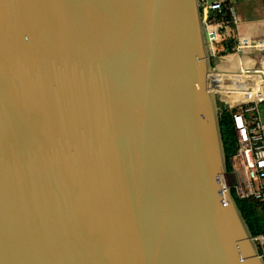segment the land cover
Returning <instances> with one entry per match:
<instances>
[{"label":"water","instance_id":"95a60500","mask_svg":"<svg viewBox=\"0 0 264 264\" xmlns=\"http://www.w3.org/2000/svg\"><path fill=\"white\" fill-rule=\"evenodd\" d=\"M213 69L197 0H0V264H264Z\"/></svg>","mask_w":264,"mask_h":264},{"label":"built area","instance_id":"2783aa9c","mask_svg":"<svg viewBox=\"0 0 264 264\" xmlns=\"http://www.w3.org/2000/svg\"><path fill=\"white\" fill-rule=\"evenodd\" d=\"M201 9V23L206 46L211 61L220 56L217 51V41L220 38L219 23L210 20L213 12H219L231 0H197ZM233 22L238 21L234 4L229 7ZM256 50L264 53V38L251 40L246 36L238 37L235 52L253 53ZM264 55V54H263ZM239 74L249 78L244 86L247 95L241 96V102L231 108V120L236 136V151L230 159L231 173L237 176L232 186L239 198H251L264 202V121L261 106L264 105V63L254 69H241ZM244 79V78H243ZM243 87V88H244ZM211 81L208 89L213 91ZM215 89V88H214ZM227 108L231 106L226 101ZM258 253L264 258V232L253 237Z\"/></svg>","mask_w":264,"mask_h":264},{"label":"trees","instance_id":"16d2710c","mask_svg":"<svg viewBox=\"0 0 264 264\" xmlns=\"http://www.w3.org/2000/svg\"><path fill=\"white\" fill-rule=\"evenodd\" d=\"M264 5V0H261ZM232 6V3L227 2L226 5L219 12H213L210 16L211 21H215L219 23V34L220 38L217 41V53L219 56L232 53L235 50V47L238 42V36L236 35V24L233 22L229 7ZM236 58V55L229 54L227 57L221 59L218 63L220 66L225 67L227 69L231 68L229 62H233ZM226 61H228L226 63ZM212 67H214L213 61H211ZM231 76L220 75L221 81L223 83H233L234 86L231 87L229 91L222 90L221 93L224 94V100H227L230 105L234 104V102L239 101L242 95H247L248 91L241 86V83L245 77L237 76L233 78H229ZM244 78V79H243ZM239 82V83H238ZM221 94V95H222ZM227 98V99H226ZM218 107L220 109L219 114V125L220 132L222 137L224 156L226 160V171L228 173L231 172L230 159L236 151V136L235 130L231 120V112L225 104L220 103L219 101ZM237 207L241 211L243 218L246 221V224L249 228V231L253 237L259 235L264 232V202H260L251 198H239L236 196L234 188L231 187L230 190Z\"/></svg>","mask_w":264,"mask_h":264},{"label":"crops","instance_id":"0c3cea01","mask_svg":"<svg viewBox=\"0 0 264 264\" xmlns=\"http://www.w3.org/2000/svg\"><path fill=\"white\" fill-rule=\"evenodd\" d=\"M236 1V4H235ZM234 4L238 21L236 23V35L238 37L246 36L251 40L264 38V5L261 0H231ZM229 54L236 55L233 62H229L231 68L227 69L219 65V61ZM264 53L253 50V53L235 52L221 55L214 64L215 72L229 73L233 77H239L241 69H254L264 63ZM228 61H226L227 63ZM231 85L222 82V90L230 89ZM220 95V94H219ZM264 109V105L261 106Z\"/></svg>","mask_w":264,"mask_h":264},{"label":"rangeland","instance_id":"374dc122","mask_svg":"<svg viewBox=\"0 0 264 264\" xmlns=\"http://www.w3.org/2000/svg\"><path fill=\"white\" fill-rule=\"evenodd\" d=\"M235 4H236V1H235ZM237 13V12H236ZM217 62V59H215L214 60V64ZM214 68V67H213ZM213 71V73L215 72L214 71V69L212 70ZM224 74V76H231V77H233V75H230V74H228V73H223ZM223 74H221V75H223ZM248 79V78H247ZM247 79L245 80H243L242 82H240L241 83V86H245L246 84H247ZM226 84H229V85H231V87H233L234 86V84L233 83H226ZM231 87H230V89H231ZM230 89H226L225 91H229ZM219 93V92H218ZM220 95H218L217 96V102L219 101L220 103H223V104H225L226 105V101L227 100H224L225 98H224V94H222L221 92L219 93ZM222 94V95H221ZM227 99V98H226ZM240 102H241V99H239V101H237L236 100V102H234V104H232L231 106H228V109L229 110H231V108H233L235 105L237 106L238 104H240ZM263 108H261V110H262ZM263 121H264V118H263ZM222 178H223V182L225 183V185L227 186V188L229 189V190H231V187L236 183V181H237V176H235L233 173H227V174H225V175H223V176H221Z\"/></svg>","mask_w":264,"mask_h":264},{"label":"bare ground","instance_id":"6f19581e","mask_svg":"<svg viewBox=\"0 0 264 264\" xmlns=\"http://www.w3.org/2000/svg\"><path fill=\"white\" fill-rule=\"evenodd\" d=\"M223 74L222 72H211L209 75H208V82L211 81V85H212V89L213 91L215 92H219V90L221 89V84H222V79L220 78V75ZM229 74V73H228ZM229 78H233V77H229ZM247 78H245L246 80ZM249 79V78H248ZM247 79V81H248ZM239 83V82H238ZM215 88V89H214ZM245 88V87H244ZM219 95V93H218ZM220 182H221V187H222V192L224 193V195L226 194V189H227V186L225 185V183L223 182V178L220 177Z\"/></svg>","mask_w":264,"mask_h":264}]
</instances>
